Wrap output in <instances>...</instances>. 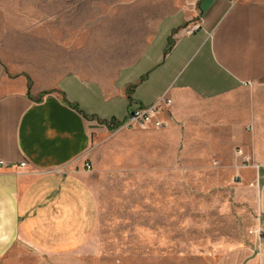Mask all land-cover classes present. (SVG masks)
<instances>
[{"label": "crops", "instance_id": "0c3cea01", "mask_svg": "<svg viewBox=\"0 0 264 264\" xmlns=\"http://www.w3.org/2000/svg\"><path fill=\"white\" fill-rule=\"evenodd\" d=\"M143 25L107 49L51 31L39 70L0 56V264H90L97 180L121 163L148 193L151 165L168 171L182 147L210 148L255 193L258 233L214 264H264V0H180ZM165 98L164 128L122 125Z\"/></svg>", "mask_w": 264, "mask_h": 264}, {"label": "rangeland", "instance_id": "374dc122", "mask_svg": "<svg viewBox=\"0 0 264 264\" xmlns=\"http://www.w3.org/2000/svg\"><path fill=\"white\" fill-rule=\"evenodd\" d=\"M179 1L0 0V56L39 70L51 31L107 49L132 22L140 18L145 30L150 16L174 12ZM186 150L183 161L164 163L166 172L151 165L148 193L126 178L121 163L97 180L100 221L83 251L90 264H214L258 233L255 193L238 194L240 180L230 176L221 156L207 153L210 148H192L196 158ZM241 155L233 148V158Z\"/></svg>", "mask_w": 264, "mask_h": 264}, {"label": "built area", "instance_id": "2783aa9c", "mask_svg": "<svg viewBox=\"0 0 264 264\" xmlns=\"http://www.w3.org/2000/svg\"><path fill=\"white\" fill-rule=\"evenodd\" d=\"M196 28H189L187 30L188 34L193 33ZM172 101L168 98H165L159 101L157 104L146 107V108H137L128 114L127 119L122 125H125L129 128H137V127H147L151 126L155 129H161L165 127V122L160 119V115L164 113L169 106L171 105ZM4 165V162L0 160V167ZM21 168L26 167V163H22ZM84 168L86 170H92V165L90 163H85Z\"/></svg>", "mask_w": 264, "mask_h": 264}]
</instances>
